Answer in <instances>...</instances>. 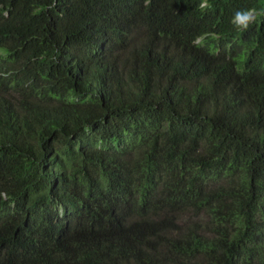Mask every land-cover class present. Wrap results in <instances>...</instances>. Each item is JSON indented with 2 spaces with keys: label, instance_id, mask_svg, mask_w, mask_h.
Returning <instances> with one entry per match:
<instances>
[{
  "label": "trees",
  "instance_id": "obj_1",
  "mask_svg": "<svg viewBox=\"0 0 264 264\" xmlns=\"http://www.w3.org/2000/svg\"><path fill=\"white\" fill-rule=\"evenodd\" d=\"M207 2L0 0V264H264V0Z\"/></svg>",
  "mask_w": 264,
  "mask_h": 264
},
{
  "label": "clouds",
  "instance_id": "obj_2",
  "mask_svg": "<svg viewBox=\"0 0 264 264\" xmlns=\"http://www.w3.org/2000/svg\"><path fill=\"white\" fill-rule=\"evenodd\" d=\"M199 7L201 9H207L209 7L207 0H201ZM260 16H264V10L258 11L255 8L238 10L234 13L231 23L236 26L238 30L244 31L255 23ZM193 43L199 46L201 44V38H196Z\"/></svg>",
  "mask_w": 264,
  "mask_h": 264
}]
</instances>
